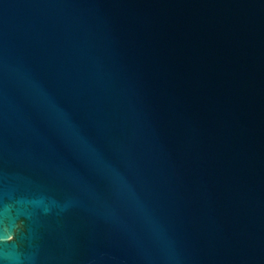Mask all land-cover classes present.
<instances>
[{"label":"water","instance_id":"obj_1","mask_svg":"<svg viewBox=\"0 0 264 264\" xmlns=\"http://www.w3.org/2000/svg\"><path fill=\"white\" fill-rule=\"evenodd\" d=\"M0 264H264V0H0Z\"/></svg>","mask_w":264,"mask_h":264}]
</instances>
